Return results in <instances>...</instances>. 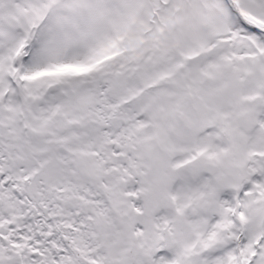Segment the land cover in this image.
Returning a JSON list of instances; mask_svg holds the SVG:
<instances>
[{"label": "snow or ice", "instance_id": "6c2138e0", "mask_svg": "<svg viewBox=\"0 0 264 264\" xmlns=\"http://www.w3.org/2000/svg\"><path fill=\"white\" fill-rule=\"evenodd\" d=\"M0 264H264V0H0Z\"/></svg>", "mask_w": 264, "mask_h": 264}]
</instances>
